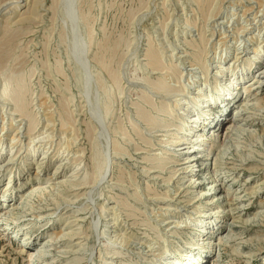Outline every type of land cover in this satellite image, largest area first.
Returning <instances> with one entry per match:
<instances>
[{
	"label": "rangeland",
	"instance_id": "1",
	"mask_svg": "<svg viewBox=\"0 0 264 264\" xmlns=\"http://www.w3.org/2000/svg\"><path fill=\"white\" fill-rule=\"evenodd\" d=\"M5 2H7L6 7L0 11V145L8 144L11 134L18 127H22V132L25 131L21 134L23 142L29 141V136L26 134L29 122L27 119L23 120L19 111H15L14 96L10 94V97H7L9 95L5 96L3 92L6 82H10L11 92L20 89L25 103L30 105L28 108L35 112L37 124L32 135L40 133V137L51 135L52 140L47 137L46 142H50L46 144V148H50L53 156L58 152L57 156L46 162L42 174L54 173L58 168L55 176L64 172L72 176L74 169H80L82 171L80 178L91 179L88 184L75 188L71 183L78 177L69 178L70 185H65L68 192L73 190L77 192L74 206L82 208V213L86 216L85 227H88L89 236L85 239L88 244L83 252L85 259L82 264H105V262L127 264L138 257V252L145 249L146 240L150 241L151 237H155L157 229L160 228L163 232L164 228H167L168 232L174 230L177 225L175 221L179 220L177 216H180L176 214H180L181 211L183 215L189 209L183 207L185 204L183 201L188 196L180 191V194H177L179 188L176 183L183 169L170 182L165 181L170 177L173 169L187 166L178 165L185 160L174 163L176 160L174 155L180 152V155H183L195 148L196 154L202 156L203 150L208 145L203 137H199V142L192 148L190 147L192 144L186 143L187 140L181 145H169L164 141L170 138L177 140L176 137L180 135L175 134L177 131L174 128L165 132L158 128L150 130L145 125L138 112L139 106L136 105L144 106L153 114L158 112L149 105L150 103H144L145 101L142 100L144 95H148L153 102L155 100L156 104L166 99L165 94L155 91L150 84L148 85L149 80L166 76L171 84L176 82V77L171 73L165 71L166 74H161L162 71H153L147 65V49L150 45L159 49L166 65L172 63L179 65L178 67L184 71L186 83L190 81L197 86L203 78L200 68L192 65L193 61L189 55L192 47L188 42L199 40L201 33L205 35L209 42L210 63H214L211 65V72L215 66L214 60L229 62L235 56V49L239 44L243 54L251 55L252 41L264 42V0H215L209 15H203L196 0H0V5ZM260 49L264 50L263 45ZM263 67L264 51L254 67L245 75L251 78V75L256 74ZM262 86L264 96V82ZM218 106V96L206 104L194 105L190 111L191 115H196L201 109L206 111L202 114L200 122L196 124V128L205 127L210 120L208 117L212 116L210 113L215 112ZM249 112L245 127H250L253 131L235 133L233 139L241 144L243 149L253 151L258 158L264 159V102L253 105ZM229 119L222 124L220 133ZM135 126L141 128L147 136V142L139 138ZM69 137L74 141L70 149L66 145ZM115 138L128 150L123 157H118L114 149H110ZM207 138L211 141V137ZM43 142L38 143L40 148L36 152V157L45 151L46 142ZM163 148L166 150H162ZM101 151L103 154H96ZM83 152L84 156L81 154ZM159 152L161 157H169L173 161L165 165V169L155 167L159 165L153 158ZM98 154L100 155L98 158L102 156L101 162L96 156ZM31 156L33 155H28V158ZM73 157L78 159L76 160L78 163ZM62 159L64 163L59 167ZM95 161L100 164L106 163L101 167ZM15 165L13 163L0 169V201L4 199L3 192L10 179L11 169L15 168ZM206 165V163L202 164L201 158L195 165L187 167V170L193 173L204 171ZM99 167L102 172L101 170L98 172ZM121 170L125 174L124 182L117 180L118 175L123 172H119ZM250 172L237 170V179L233 177L234 175L230 176V172H224L227 176L225 180L218 181L219 184L211 191L226 189L225 194L229 191L233 193L241 187L244 176ZM200 180H203L206 189L211 184L212 178L206 173H201ZM36 182L31 183L30 188ZM179 184L182 185V189L188 186L186 180H179ZM26 189L28 190V186L24 190ZM168 190L167 199L162 198L165 201L153 195L154 191L166 194ZM263 194L264 190L253 198L251 209L258 206V198ZM15 195L13 193V198ZM117 199L120 204L118 206ZM202 201L204 203L205 200ZM222 203L223 200L218 199L216 202L213 201L211 207L220 206ZM1 204L0 202V206ZM104 204L107 209L102 212L101 207ZM111 206H116L115 211L110 209ZM174 211L179 212L174 213ZM59 212L60 210L54 216L42 220L34 219L29 215L15 222L5 223L2 220L0 264H30L29 254L34 252V247H27V251L21 253V244L18 243L15 235L17 231L33 229L41 235V238L46 237L47 233H53L51 241L53 248H59L69 241V236L65 238L62 234H55V231L66 227V221L57 217ZM115 213H117L116 219ZM168 216L172 217L168 225L167 221L159 220ZM48 219L51 221L46 223ZM213 220V223L207 224L199 238L206 250L203 252L205 255L203 258H207L204 262L202 259L194 260L192 264H217L219 247H208L206 241L215 238L217 242L219 233L224 232L227 227L221 223L222 218L216 220L213 218ZM263 224L256 221L250 223L247 228H257ZM103 230H106L107 235L100 234V236L99 233ZM251 233L253 232L248 235ZM121 235L122 237L124 235L123 239L119 237ZM245 244V248H249V244ZM184 250H188V247L185 246L180 251L172 249V252L167 253L166 257L160 259L157 264H190L186 260ZM176 258L179 263L174 262ZM244 260L235 254H225L219 264H264V252L257 251L249 263Z\"/></svg>",
	"mask_w": 264,
	"mask_h": 264
},
{
	"label": "bare ground",
	"instance_id": "2",
	"mask_svg": "<svg viewBox=\"0 0 264 264\" xmlns=\"http://www.w3.org/2000/svg\"><path fill=\"white\" fill-rule=\"evenodd\" d=\"M196 1L199 3V7H201L199 9L202 10V12L204 13L203 15H209L211 9L215 5V0ZM6 5L7 2L1 4L0 11L4 7H6ZM252 42L253 55H247L248 53L243 54V51H240L242 47H239L241 44H239V46L235 49V56L230 59L229 62L224 63L221 59L217 60L215 58V66L212 70L213 72H211V65H213L214 63H210L211 59H209L208 39L203 33H201L199 40L189 41L188 44L192 47V51L189 53L193 61L192 65H197L200 68L201 76L203 78L202 82L199 83V85L197 86H194L190 81L186 83L187 81L186 79H184V71L178 67L179 65H176L174 63L166 65L164 63L162 54L159 52V49L152 45H150V47L147 49V65H149V67L153 71H162L161 74H166V72L171 73L172 75H174V77H176V82L171 84L169 81H167L166 76H161L154 80H149L148 85L150 84V87H152L155 91L165 94L166 99L164 101H161L160 104H156L155 100L153 102V100L148 97V95H144V97L142 98V100L145 101L144 103H150L149 105H152L156 112H158V114H153L149 109L147 110L146 108H144V106L137 104L136 106H139L137 107L139 108V115L145 121V125L150 130L158 128L160 129V131L165 132H169L174 128L177 131L175 132V134L180 135L176 137L177 140H175V138H170L164 141L165 143H169V145H181L184 144L182 142H186L187 140L186 143L192 144L190 146L192 148L195 147L196 144L199 142V137H203V140L206 142V144L208 143V145L206 146L205 150H203L204 155L202 156L196 154L195 148L193 150L190 149V151H187V153L183 155H180L181 152L176 153L177 151H175L176 155H174V158L176 160L174 163H178L181 160H185L183 163L179 162L178 165L184 164L187 166L182 165L184 167H181L179 169H173L170 177L168 179H165V181L170 182L174 178V176H176V174H178V172L183 169L182 173L184 174L182 176V173L178 175L179 179L176 183V185L178 186L177 188H179L177 194L180 191V193H184L186 197H189H187L186 200L183 201L185 203L183 207L189 209L183 215L181 214L180 210V214L177 213L179 211H174V213H177L176 215H180L177 216V219L179 220L175 221L177 224L175 226V229L170 230V233L166 231L167 228H164V232L161 231L160 228L159 230L157 229V235L155 237H149L150 241L146 240L145 249L143 251L138 252V257L133 260L131 259L132 261L128 262L127 264H157L160 259L166 257L167 253L172 252V249L175 248L176 250L180 251L185 246L188 247V250H184V252H186L185 255L188 263L192 264V261L199 259H202V262H204L207 257L203 258L205 256L203 252L206 250L205 246L200 243L201 239L199 240V238H201L202 232L205 231L207 224L213 223V218H215V220L218 218H222L221 223H224L227 227V229L225 228L226 230L224 232L219 233L217 242H215V238H211L206 241V245L208 244V247H219V252L217 254L216 259L217 264L221 262V258L225 254H235L241 258H244V261L246 263H249L251 261V258L256 255L257 251L259 253L264 252V241H262V239L264 238V224L261 227L257 228H247L250 223L256 221L264 223V194L260 198H258V206L255 209H251V203L253 201V198H255L260 192L264 190V159L258 158V156L253 151H247L243 149L242 145L236 143L233 139L235 133H249L253 131V129H250V127H245V125H247V118L250 113L249 110L253 105H257L261 102H264L262 86L264 82V67L260 68L256 74L251 75V78L245 75L248 70H251L254 67L256 62L261 58L262 52L264 51L260 49L261 45H263L264 47V42H257L256 40ZM236 43L237 41L235 42V45ZM105 46L107 47V45ZM11 91L12 90H10V82H6L3 89L5 96L9 95L7 97H10V94L14 96L15 101H13L14 104H16L15 111H19L20 116L23 117V120L27 119V121L29 122L28 128H26V134L29 136V141L27 140V143L23 142L21 134L25 133V131L22 132V127H18L16 131L11 134L8 144L4 146L1 143L0 145V169H3L4 167L6 168L7 166H10L13 163L16 164L15 168L12 167L11 169L10 179L3 192L4 199L0 201L2 203L0 206V222L2 220L5 221V223H8L9 221L15 222L25 215H29L34 219L42 220L44 218L54 216L60 210V212L57 214V217L66 221V227L59 231H55V234H62L63 237L65 236V238L69 236V241H66L59 248H53V244L51 243L53 239V233H47L46 237L41 238V235H39L33 229L22 230L20 232L17 231L15 235L17 237L18 243L21 244L22 249L20 252H26L27 247H34V252L29 254L30 264H42L44 262L46 264H82L83 259H85L83 252L85 251L88 244L85 239L87 236H89L88 227H85L86 216L83 215L82 208L74 206V199L77 196V192H75L74 190L68 192L67 188H65V185H70L69 178L75 179L76 177H78L76 181L71 183V185L75 188H78L77 186L82 184H88L91 179L89 180L88 178H85V176L88 174L84 176L85 180L83 178H80V169H74V171L72 172V176H69L67 172L55 176V173L57 172L58 168L54 171V173L49 172L48 174H42L43 167L46 162L52 160L55 156H57L58 152L55 153L53 156V153H50V148H46V144L50 142H46L48 141L47 137H50L51 135H48L47 133V137L46 135L40 137L41 133L35 136L32 135L35 131L37 124V119L34 115L35 112L31 111V108H28L30 105L28 106V103H25L24 97L21 94L20 89H14L13 92ZM149 96L151 95L149 94ZM216 96H218L219 99L218 109L216 108L215 112L210 113L212 116L208 117V119L210 118V120H208L207 123L205 122V127H202L201 129L196 128V124L200 122L202 114H205L206 111L204 109H201V112L197 113L196 115H191L190 111L192 110V107L194 105L206 104L209 101L214 100ZM212 108L214 107L212 106ZM228 118H230L228 123L224 125L222 133H220L219 130L222 127V124L226 122ZM135 129L137 134L140 136L139 138H142L144 141L147 142V136L144 134L141 128L135 126ZM114 132L118 134L116 130H114ZM92 133L90 134L92 135ZM23 136L25 137L24 134ZM207 137H211V141H209ZM130 139L132 140V138ZM50 140H52L51 137ZM41 141L46 142L44 145L45 151H43L38 157H36V152L40 148L38 143H41ZM112 141H114L112 142L114 144L113 147L110 149H114L115 155H118V157H123L125 154L128 153V150L118 139L115 138V140L113 139ZM72 142L74 141H72L71 138L67 141L68 144L66 145L67 147H69V149L71 148ZM2 150H5V152ZM162 150L165 151L166 149L163 148ZM13 151L15 152L12 153ZM84 152L81 154L83 155ZM97 153L100 154L102 153V151L96 152V154ZM81 154H78V156H81ZM99 154L96 155L97 158L98 156L100 157L101 154ZM28 155L33 156L28 158ZM103 157H105V155ZM201 158L202 164H207L204 168V171L199 170L198 172L193 173V171L187 170V167L195 165ZM98 159L95 160L101 162L100 159H102V156ZM73 160L74 159H72V161ZM76 160L78 159L75 158L74 161ZM103 160H105V158ZM153 160H156L159 165L155 167H159L162 169H165V165L169 164L170 162H173L170 160L169 157H161L160 152L155 156V158H153ZM100 162L96 163L100 164ZM63 163L64 159L60 160L59 167H62ZM105 163L100 164V166ZM98 169V172H100L101 168L99 167ZM237 170H246L248 172H250L249 170H251L250 173L244 176L243 181L241 183V187L239 189H237L233 193L229 191L228 194H225L226 189H223L224 191H211L212 188L219 184L218 181L225 180L227 176L224 175V172H230V176L234 175L233 177L237 179ZM122 171L123 170L119 172ZM123 173L124 171L122 172V174ZM201 173H206L212 178V180L210 181L211 184H209V187L206 189L204 188L205 185L202 182L203 180H200ZM122 174L118 175V181L124 180L123 177L125 174ZM100 175L102 177V173ZM93 178L94 177H92V179ZM86 179L88 180L86 181ZM179 180H186V183L188 182V186L185 189H182V185L179 184ZM35 181H37L36 184H34L32 188H30L31 183ZM27 186L28 190H24L25 188H27ZM221 186L222 185L220 184V188ZM199 187H201V189H198ZM35 189H37L36 192ZM149 189L151 190L152 188L149 187ZM167 192L168 193L164 194L154 191L153 195L157 198H161V200H164L162 198L167 199L166 197H168L167 194H169V190ZM13 193L16 194L14 198ZM136 196L138 197V194ZM218 199L223 200L222 205L211 207L213 201L216 202V200ZM201 200H205L204 203L203 201L201 202ZM116 205H120L118 199ZM101 208L102 212H105V210L107 209L106 204H104V206ZM115 208L116 206L110 207V209H113L114 211ZM167 209L169 210V208ZM116 214L117 213L114 214L115 219L117 218ZM171 218V216H168L159 220H161L162 222L167 221L166 223L168 225V222L171 221ZM50 221L51 219H48L46 223H49ZM98 224L100 223L98 222ZM250 232L253 233L248 235ZM100 234L107 235L106 230H103L101 233H99V235ZM119 237H122V235ZM123 238L124 235L122 239ZM244 238L246 239L243 240ZM240 240L243 241L241 242ZM248 240L249 248H245V243H248L246 242ZM250 244L253 246L252 248L250 247ZM257 246L258 248L255 249V247ZM60 255L61 257H59ZM176 261L178 262L179 260L176 258L174 262ZM105 264H107V262H105Z\"/></svg>",
	"mask_w": 264,
	"mask_h": 264
}]
</instances>
